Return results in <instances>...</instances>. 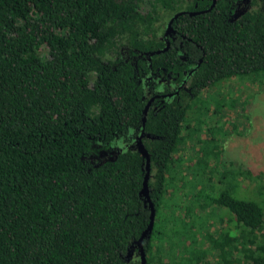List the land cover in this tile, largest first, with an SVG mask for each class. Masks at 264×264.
Returning a JSON list of instances; mask_svg holds the SVG:
<instances>
[{
	"label": "trees",
	"instance_id": "trees-1",
	"mask_svg": "<svg viewBox=\"0 0 264 264\" xmlns=\"http://www.w3.org/2000/svg\"><path fill=\"white\" fill-rule=\"evenodd\" d=\"M232 1L178 16L157 54L161 13L212 0H0V264H137L142 132L146 264H264V175L225 159L222 108L200 98L264 85V5L230 21ZM152 72L168 95L143 125Z\"/></svg>",
	"mask_w": 264,
	"mask_h": 264
},
{
	"label": "rangeland",
	"instance_id": "rangeland-1",
	"mask_svg": "<svg viewBox=\"0 0 264 264\" xmlns=\"http://www.w3.org/2000/svg\"><path fill=\"white\" fill-rule=\"evenodd\" d=\"M171 16L168 13H161V20L157 24L160 36L165 33ZM157 77L163 78L161 76ZM252 78L240 83L231 81L222 85L218 90L216 88L208 89L202 93L200 98L210 97L215 106L217 100V105L222 108V117L225 121L224 127L229 132L222 142L225 159L234 162L236 166H242L245 170L264 175V85L259 84L256 81L257 79ZM155 79L157 80V78ZM162 85L163 83L157 85V91L163 89ZM233 100L237 102H235L234 107L229 108L228 103ZM213 106L214 104L211 105V108ZM214 127H216V124ZM203 135L204 133H202ZM213 137L216 138V131ZM115 152V150L111 151L108 157L113 156ZM100 154H103V152ZM262 185L264 186V179ZM242 192L243 195L249 193L245 189ZM250 192L252 197L250 195L249 200L254 197V193L251 190ZM236 196L237 198H243Z\"/></svg>",
	"mask_w": 264,
	"mask_h": 264
},
{
	"label": "water",
	"instance_id": "water-1",
	"mask_svg": "<svg viewBox=\"0 0 264 264\" xmlns=\"http://www.w3.org/2000/svg\"><path fill=\"white\" fill-rule=\"evenodd\" d=\"M179 15H181V13L174 15L173 18L169 21L165 34H168L169 30H171V24H172L173 20L176 19ZM167 49H168V45H166V47L163 50L157 51L156 53L158 54L160 52H165ZM149 105H150V101L146 104V107H145L144 112H143V114H144L143 125L145 122V116H146L147 110L149 108ZM143 136H144V134L142 132L140 134V136L136 139L135 148L138 151V153L145 159V171H146V173L144 176L143 187L140 191V195L142 197H144L145 203L147 204V206L150 210V222H149L148 228L142 233V235L140 236L138 241L135 242L137 249H138L139 264H146L145 253L143 250L142 242H143V240L148 239V237L152 231V226H153V222H154V214H155L154 206H153V204L149 198V190H148V177H149V172H150V158H149V155H148L146 149L144 148V146L141 142ZM130 256L131 255L129 252L126 257L129 258Z\"/></svg>",
	"mask_w": 264,
	"mask_h": 264
},
{
	"label": "flooded vegetation",
	"instance_id": "flooded-vegetation-1",
	"mask_svg": "<svg viewBox=\"0 0 264 264\" xmlns=\"http://www.w3.org/2000/svg\"><path fill=\"white\" fill-rule=\"evenodd\" d=\"M186 1H188V2H193L194 0H186ZM208 1V0H207ZM215 2H216V0H212V4H211V6H210V8L209 9H198V5L196 4V3H194L195 5H194V10L193 11H185V10H181V11H179L178 13H181V15H183V14H187V15H189L190 17H193V16H195V15H199V14H203V13H206V12H208L213 6H214V4H215ZM258 5H264V0H235V1H232L231 2V9H232V12L230 13L231 15V18H230V21H236L237 19H239L240 17H242L244 14H246L248 11H251V10H253L254 8H258L257 6ZM178 13H176V14H178ZM176 14H174V15H176ZM173 15V16H174ZM173 16L171 17V19L173 18ZM180 16V15H179ZM170 19V20H171ZM169 20V21H170ZM175 20V19H174ZM173 20V21H174ZM169 21H168V23H169ZM168 23H167V25H168ZM173 23V22H172ZM166 32V31H165ZM175 34H176V32L172 29V24H171V30H169V32H168V34H165L164 33V35H165V37H166V45H168V47H169V45H170V41H169V39H172L173 41H175L176 40V37H175ZM158 76V75H157ZM148 77V76H147ZM151 78H156V75L154 74V72H152L151 73V77H149V78H147L148 80H150ZM168 79H171V76H168ZM152 81H154V80H152ZM157 82H155V83H157V84H159V83H166V82H168V83H166V85H168L169 84V81H165L164 79H157L156 80ZM163 90H161V92H162ZM160 91H157V90H155V93H159ZM166 95H168V94H161L160 95V93L159 94H155L154 96V98H152V99H150L149 101H150V104L152 103V101L154 100V99H159V97H161V99H160V102L161 103H163L164 102V100H165V98H166ZM170 95V94H169ZM150 106V105H149Z\"/></svg>",
	"mask_w": 264,
	"mask_h": 264
}]
</instances>
